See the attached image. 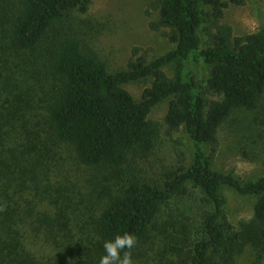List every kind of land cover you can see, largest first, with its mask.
Returning <instances> with one entry per match:
<instances>
[{
  "label": "trees",
  "instance_id": "1",
  "mask_svg": "<svg viewBox=\"0 0 264 264\" xmlns=\"http://www.w3.org/2000/svg\"><path fill=\"white\" fill-rule=\"evenodd\" d=\"M91 1L0 0V32L4 27L7 32V37L0 33V84L9 93L0 99V264H77L63 214L28 210L23 215L20 199L42 183L51 143L94 168L121 169L148 156L158 136L149 112L167 97L165 124L189 134L190 163L165 169L160 182L128 178L94 216V233L101 241L134 235L136 257L153 230L170 227L168 248L178 264H235L253 235L264 248V175L242 180L211 164L220 127L239 110L257 109L264 98V25L234 34L222 21L226 0H155L157 15L149 26L174 47L150 60L134 47L127 68L111 72L91 45L62 31ZM9 49L19 52L18 58ZM198 58L209 65L206 86L215 98H204L199 89L189 65ZM171 61L176 62L173 76L163 69ZM21 67L24 77L18 79L14 69ZM29 72L42 91L46 85L43 121L33 111L22 112L31 88L20 84ZM127 81L150 84L136 100L122 86ZM223 186L255 197L251 220L239 228L224 213ZM192 188L203 192L195 213L177 214L173 203ZM29 219L38 220L48 235L47 255L29 242Z\"/></svg>",
  "mask_w": 264,
  "mask_h": 264
},
{
  "label": "rangeland",
  "instance_id": "2",
  "mask_svg": "<svg viewBox=\"0 0 264 264\" xmlns=\"http://www.w3.org/2000/svg\"><path fill=\"white\" fill-rule=\"evenodd\" d=\"M154 1L92 0L85 13H73L62 31L76 35L91 45L106 62L109 71L126 69L134 47L138 48V55L148 60L174 47L161 30L149 26V21L157 15L152 6ZM226 1L222 21L232 26L234 34L255 32L264 25V0ZM4 28L5 31L0 33L7 37ZM199 34L202 41L206 40L203 28H200ZM9 51L18 58L19 52ZM9 62L14 64L13 60L9 59ZM25 64L28 65L27 62ZM175 64V61H171L163 66L167 75H174ZM189 65L203 97L215 98L206 86L209 65L202 58L189 62ZM14 70L18 79L24 77L23 67ZM31 76L29 72L20 84L23 89L31 88L25 96L22 112L30 114L33 111L43 121L46 85L42 91L38 81ZM149 84V81H127L122 86L136 100H140L143 89ZM0 92V99L9 95L2 84ZM169 99L159 101L149 112V117L158 128L151 152L144 158H133L121 169L86 166L74 158L69 148L50 144V154L43 165V181L30 186L27 198L20 199L19 208L23 215L28 210L35 211L37 215L45 211L51 216H55L56 211L61 212L62 221L72 234L77 264H99L100 257L105 254L104 241L94 233L93 218L109 194L120 193L128 178L160 182L165 169L190 163L192 144L189 134L183 127L169 130L164 121ZM236 114L220 127L218 146L211 156V164L214 169L231 173L242 180H254L264 175V98L257 109L239 110ZM204 150L209 153V146L205 145ZM222 193L225 196L224 213L227 220L236 228L248 223L253 215L255 197L241 194L229 186H223ZM202 196L201 190L192 188L189 195L176 200L172 206L177 214L195 213V205ZM29 221V242L34 249L47 255L51 247V243L47 242L48 235L43 234L38 220ZM170 232L171 228L167 226L153 230V237L141 246L138 256L132 257L135 264H178L168 248ZM235 264H264V248L255 235L236 256Z\"/></svg>",
  "mask_w": 264,
  "mask_h": 264
},
{
  "label": "clouds",
  "instance_id": "3",
  "mask_svg": "<svg viewBox=\"0 0 264 264\" xmlns=\"http://www.w3.org/2000/svg\"><path fill=\"white\" fill-rule=\"evenodd\" d=\"M136 244V237L130 233L117 234L114 239L104 241L105 254L100 257L99 264H135L131 249Z\"/></svg>",
  "mask_w": 264,
  "mask_h": 264
}]
</instances>
